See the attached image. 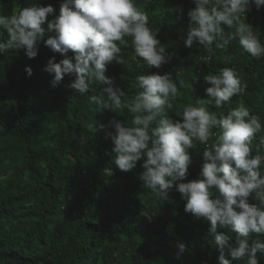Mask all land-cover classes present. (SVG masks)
Segmentation results:
<instances>
[{"label": "trees", "instance_id": "1", "mask_svg": "<svg viewBox=\"0 0 264 264\" xmlns=\"http://www.w3.org/2000/svg\"><path fill=\"white\" fill-rule=\"evenodd\" d=\"M145 2L137 0L142 7ZM33 3L53 6L54 14L48 17L52 20L59 15L62 0H0V14L10 16ZM194 7V0H147L144 10L151 27L158 29L157 38L172 59L159 69L147 67L134 58L129 42L122 47L125 65L113 62L105 75L125 91L124 102H130L137 75L170 73L179 88L168 111L175 120L180 119L176 111L194 104L197 97L208 98L205 75L234 67L242 85H247L246 93L220 109L207 105L209 111L227 115L242 103L264 125V57L252 58L237 40L223 49L213 46L212 52L195 42L186 47L187 13ZM177 8L181 12L171 11ZM245 23L264 43V6L257 10L252 5ZM0 39L6 40L7 33L0 32ZM53 56L56 62L63 58L43 41L33 59L23 50L0 53V264H218L219 251L208 233L210 222L185 212L186 201L175 186L169 191L172 202L160 201L143 188L140 175L146 157L129 172L113 164L114 145L106 138L114 131L109 122L131 126L134 114L92 104L89 97L101 95L104 84L94 83L83 97L68 87L75 79L72 75L51 87L52 76L43 69ZM204 57L209 58L207 63ZM26 66L32 68L31 77ZM251 147L253 155H264V130L254 136ZM204 148L197 143L189 150L192 163L182 182L198 178ZM249 202L258 203L253 197ZM218 231H226L230 243H235V234ZM178 241L186 244L179 259ZM257 256L264 264V255Z\"/></svg>", "mask_w": 264, "mask_h": 264}, {"label": "clouds", "instance_id": "2", "mask_svg": "<svg viewBox=\"0 0 264 264\" xmlns=\"http://www.w3.org/2000/svg\"><path fill=\"white\" fill-rule=\"evenodd\" d=\"M146 3L142 7L137 0H62L59 15L52 20L48 17L54 14L53 6L36 3L10 16L0 14V32L7 33L6 40L0 39V53L23 50L33 59L38 54V42L43 41L63 57L56 62L53 56L43 69L52 76L51 87H58L65 75L75 77L68 87L79 97L92 91L94 83L107 85L101 95H91L90 102L98 109H127L134 114L131 126L109 122L114 131L106 138L110 137L114 145L112 162L116 168L132 171L146 157L142 164L145 171L140 175L143 188L160 201L172 202L169 191L175 186L186 201L185 212L210 222L208 233L219 251L218 264L242 260L259 264L257 253L264 255V155H253L251 142L264 125L242 103L219 116L207 107L220 109L234 96L246 93L247 85H242L234 67L205 75L203 80L210 85L205 90L208 98L197 97L194 104L176 111L180 119L175 120L168 111L173 109L179 88L170 73L137 75L132 84L136 94L130 102H124L125 91L105 75L109 64L125 65L122 47L129 42L134 58L147 67L159 69L172 59L157 38L158 29L151 27L144 10ZM194 4L187 13L190 26L186 47L195 42L212 52L213 46L223 49L237 40L252 58L264 57V43L245 23L252 5L259 10L264 0H194ZM171 11L181 12L179 8ZM203 59L205 63L209 60ZM25 72L31 77L32 68L26 66ZM90 127L97 130L94 123ZM197 143L205 145L198 178L182 182L192 163L189 150ZM106 171L112 174L111 168ZM250 197L258 203H250ZM218 229L235 234V243H230L226 231ZM177 248L179 259L186 244L178 241Z\"/></svg>", "mask_w": 264, "mask_h": 264}]
</instances>
